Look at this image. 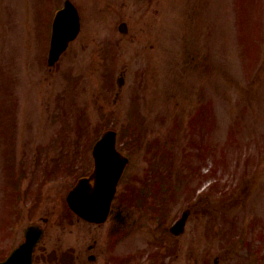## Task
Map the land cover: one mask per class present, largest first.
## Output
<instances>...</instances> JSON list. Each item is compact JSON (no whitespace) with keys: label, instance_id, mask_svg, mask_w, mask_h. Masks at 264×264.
I'll return each instance as SVG.
<instances>
[{"label":"rangeland","instance_id":"obj_1","mask_svg":"<svg viewBox=\"0 0 264 264\" xmlns=\"http://www.w3.org/2000/svg\"><path fill=\"white\" fill-rule=\"evenodd\" d=\"M64 1L0 0V256L37 222L35 264H264V0H73L51 66ZM106 128L130 162L93 223L66 195Z\"/></svg>","mask_w":264,"mask_h":264},{"label":"water","instance_id":"obj_2","mask_svg":"<svg viewBox=\"0 0 264 264\" xmlns=\"http://www.w3.org/2000/svg\"><path fill=\"white\" fill-rule=\"evenodd\" d=\"M80 30V18L76 7L66 2L64 9L60 10L54 21L52 43L49 62L53 64L67 48ZM119 85L124 84V77H119ZM116 132L108 130L94 147L97 168L90 179L83 178L70 192L68 200L75 211L94 222L106 220L112 200L117 190L118 182L128 161L116 148ZM189 212L185 211L171 230L179 234L186 225ZM44 231L39 226H30L26 230L27 241L17 248L12 255L0 264H32V251L43 237Z\"/></svg>","mask_w":264,"mask_h":264},{"label":"bare ground","instance_id":"obj_3","mask_svg":"<svg viewBox=\"0 0 264 264\" xmlns=\"http://www.w3.org/2000/svg\"><path fill=\"white\" fill-rule=\"evenodd\" d=\"M80 182V181H79ZM79 184V183H78Z\"/></svg>","mask_w":264,"mask_h":264}]
</instances>
